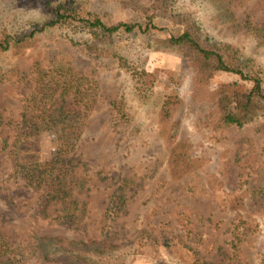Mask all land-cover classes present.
Listing matches in <instances>:
<instances>
[{
	"label": "trees",
	"instance_id": "16d2710c",
	"mask_svg": "<svg viewBox=\"0 0 264 264\" xmlns=\"http://www.w3.org/2000/svg\"><path fill=\"white\" fill-rule=\"evenodd\" d=\"M177 1L114 0L109 9H96L88 0H33V6L20 4L18 0H0V10L7 8L0 15V90L6 84L25 87L20 98L23 104L20 118L5 114L0 91V164L1 156L9 150L12 167L8 180L21 181L37 196L34 204L37 221L42 219L49 225L73 230L79 229L89 213L80 193L104 175L114 178L117 185L112 206L104 214L103 228L107 232L103 238L69 239L35 234L23 241L0 225V264H33L34 258L61 264H132L137 256L155 257L162 247L171 249L176 244L182 245L189 257L164 264H220L202 252L207 242L194 222H182L176 228L164 221L150 223L135 238L119 242L111 227L129 200L128 190L140 185L143 178L127 176L114 167L94 171L91 164L74 155L98 104L101 85L78 70L71 55L65 52L54 57L40 54L28 71L19 68L23 57L43 41V36L58 33L100 70L116 69L128 77V100L124 96L110 104L119 122H129L133 113L129 112V103L145 105L159 81L142 55H132L128 45H119L120 40L133 38L141 41L142 51H162L189 60L201 88L193 103L199 128L243 127L264 117V64L241 44L215 35L198 9L180 8ZM17 8L19 15L12 17L10 14ZM228 13L226 20L235 22L233 14L229 10ZM245 28L264 44V24L247 21ZM220 72L236 74L240 79L221 84L215 94H205L202 89ZM177 105L172 98L166 99L165 116H171ZM142 109L148 112L145 106ZM50 131L63 136L54 158L23 156L24 143ZM157 134L161 138L167 135L168 180L161 184L164 187L198 167L190 161L189 150L183 143L174 144L180 137L178 126ZM12 135L14 141L10 146ZM244 176L224 197L225 208L233 216L229 228L232 237L228 242L231 251L225 255L230 262L237 261L233 264H264V247L255 254L253 262L244 258L247 238L262 228L259 222L254 223V215L264 213V207L252 208L254 201L264 202V184L252 187L251 175ZM218 182L222 181H211ZM2 194L0 199L4 198Z\"/></svg>",
	"mask_w": 264,
	"mask_h": 264
},
{
	"label": "rangeland",
	"instance_id": "374dc122",
	"mask_svg": "<svg viewBox=\"0 0 264 264\" xmlns=\"http://www.w3.org/2000/svg\"><path fill=\"white\" fill-rule=\"evenodd\" d=\"M18 1L20 4L33 6V0ZM88 1L93 2L96 9H109L114 5V0ZM177 5L180 8L198 9L215 35L241 44L248 54L264 64V44L257 41L258 36L248 34L245 28L247 21L264 24V0H178ZM18 9L10 15H19ZM3 10H0L1 16ZM228 10L233 14L235 22L226 20ZM140 42L133 38L122 39L119 45H128L132 55H142L147 67L159 81L153 96L145 105L133 106L129 103V112L133 111L129 122H119L110 104L112 100L124 96L128 100V77L116 69L100 70L93 60L72 49L58 33L43 36V41L23 57L19 68L21 71H28L40 54L54 57L65 52L71 55L78 70L94 77L101 85L98 104L74 155L91 164L94 171L114 167L127 176L143 178L140 185L128 190L129 200L117 223L111 227V232L114 231L119 242L135 238L138 231L148 227L150 223L159 224L164 221L176 228L182 222H194L207 242L206 247L201 250L208 258L220 264L237 263L230 262L225 255L231 251L228 242L232 237L229 228L233 216L225 208L224 197L228 190L239 184L242 175H251L252 187H263L264 117L243 127L234 125L220 130L199 128L196 125L193 103L201 88L189 60L162 51H142ZM239 79L236 74L220 72L202 91L205 90L207 95L215 94L221 84L234 83ZM24 89V85L20 84H6L1 88L7 116L21 117L23 104L20 98ZM169 97L178 102V105L174 106L173 114L168 117L163 113V104ZM144 106L148 112L142 109ZM176 126L180 137L174 144L183 143L189 150L190 161L198 168L183 179L162 187L165 179L168 180L169 153L165 146L167 135L161 138L157 133L160 130L167 133ZM13 141L12 135L10 146ZM62 143L63 136L50 131L24 143L21 149L27 159H52ZM11 167L12 158L8 150L1 156L0 164V193L4 195L0 199L2 228L12 231L14 236L23 241L35 234L60 235L69 239L104 237L107 232L103 228L104 214L112 206L110 202L117 189L114 178L108 175L97 178L93 185L88 186V190L80 193L79 198L86 203L89 213L79 229L73 230L66 226L49 225L42 219L36 220L34 204L37 196L25 188L21 181L8 180ZM245 167L248 168L244 170ZM214 179L222 182L211 183ZM263 207V201L252 203L253 210H261ZM187 216L189 220H186ZM254 217V223L259 222L262 228L257 233L251 232L244 244V258L251 262L255 260V254L264 247V213L260 212ZM178 231L184 235L181 229ZM188 255L182 245L176 244L171 249L162 247L155 257L137 256L132 264L184 261ZM32 263L61 264L46 263L36 258L32 259Z\"/></svg>",
	"mask_w": 264,
	"mask_h": 264
}]
</instances>
